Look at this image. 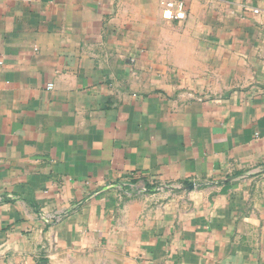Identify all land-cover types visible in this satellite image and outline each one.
Segmentation results:
<instances>
[{
    "label": "crops",
    "instance_id": "0c3cea01",
    "mask_svg": "<svg viewBox=\"0 0 264 264\" xmlns=\"http://www.w3.org/2000/svg\"><path fill=\"white\" fill-rule=\"evenodd\" d=\"M160 2L0 0V264H264V0Z\"/></svg>",
    "mask_w": 264,
    "mask_h": 264
},
{
    "label": "built area",
    "instance_id": "2783aa9c",
    "mask_svg": "<svg viewBox=\"0 0 264 264\" xmlns=\"http://www.w3.org/2000/svg\"><path fill=\"white\" fill-rule=\"evenodd\" d=\"M187 1L188 0H177V1L161 0L160 4L162 6L163 18L166 20H173V21L185 20L187 17ZM254 12L258 13L257 10H254ZM52 88L53 85L48 86L49 90H51Z\"/></svg>",
    "mask_w": 264,
    "mask_h": 264
},
{
    "label": "water",
    "instance_id": "95a60500",
    "mask_svg": "<svg viewBox=\"0 0 264 264\" xmlns=\"http://www.w3.org/2000/svg\"><path fill=\"white\" fill-rule=\"evenodd\" d=\"M263 171H264V170H263ZM192 187H193V185H192V184H190V185H189V188H190V189H192Z\"/></svg>",
    "mask_w": 264,
    "mask_h": 264
}]
</instances>
